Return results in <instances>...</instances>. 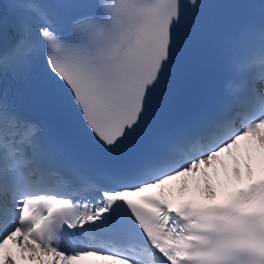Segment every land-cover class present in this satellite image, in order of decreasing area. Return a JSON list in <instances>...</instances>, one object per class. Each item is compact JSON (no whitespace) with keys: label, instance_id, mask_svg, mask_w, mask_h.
<instances>
[{"label":"snow or ice","instance_id":"obj_1","mask_svg":"<svg viewBox=\"0 0 264 264\" xmlns=\"http://www.w3.org/2000/svg\"><path fill=\"white\" fill-rule=\"evenodd\" d=\"M9 7L11 25L0 18V82L29 77L43 53L45 75L84 134L105 152L119 148L151 111L182 23L180 0ZM254 7L259 22L236 36L242 51L229 63L223 99L121 167L89 165L0 90V264H15L4 253L10 242L34 264H264V178L212 206L165 195L173 181L207 176L242 142L264 148V87H256L264 84V2ZM74 12L65 37L63 19ZM240 76L249 82L229 91Z\"/></svg>","mask_w":264,"mask_h":264}]
</instances>
